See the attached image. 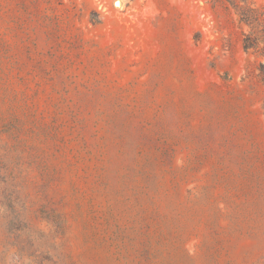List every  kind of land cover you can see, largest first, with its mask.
<instances>
[{
  "label": "rangeland",
  "instance_id": "obj_1",
  "mask_svg": "<svg viewBox=\"0 0 264 264\" xmlns=\"http://www.w3.org/2000/svg\"><path fill=\"white\" fill-rule=\"evenodd\" d=\"M260 63L210 0H0V264H264Z\"/></svg>",
  "mask_w": 264,
  "mask_h": 264
},
{
  "label": "trees",
  "instance_id": "obj_2",
  "mask_svg": "<svg viewBox=\"0 0 264 264\" xmlns=\"http://www.w3.org/2000/svg\"><path fill=\"white\" fill-rule=\"evenodd\" d=\"M214 9H223L242 31V44L246 52L264 58V9L252 0H210ZM259 77L264 83V63H260Z\"/></svg>",
  "mask_w": 264,
  "mask_h": 264
}]
</instances>
